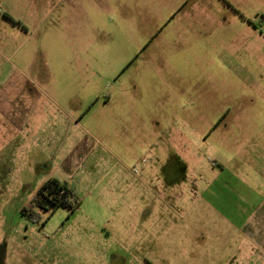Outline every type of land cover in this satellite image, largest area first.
Here are the masks:
<instances>
[{"label":"rangeland","instance_id":"1","mask_svg":"<svg viewBox=\"0 0 264 264\" xmlns=\"http://www.w3.org/2000/svg\"><path fill=\"white\" fill-rule=\"evenodd\" d=\"M5 122L0 264H264V0H0Z\"/></svg>","mask_w":264,"mask_h":264},{"label":"crops","instance_id":"2","mask_svg":"<svg viewBox=\"0 0 264 264\" xmlns=\"http://www.w3.org/2000/svg\"><path fill=\"white\" fill-rule=\"evenodd\" d=\"M5 129L7 131L6 122L1 123L0 124V135L2 133L4 135V138H3L4 140L2 144L5 146H14L15 148L14 150L16 151H17V148L18 149L22 148V146L25 144V140L19 141L18 139V138H21V135H20L21 128L19 126L18 127L11 126L10 128H8L9 129L8 136L5 135L4 133ZM28 141L31 142L30 139H28ZM256 158H261V157L260 155H258L256 156ZM62 183H66L68 187L72 189L67 182H62ZM243 199H244V204H245L244 206H246V207H243L242 209L243 212L245 213V218L242 224L243 225V236L247 243L251 244L252 247H254L255 249H258L264 256V192L260 193V197L256 198L257 199L256 204H254L252 200L248 202L247 196L243 197Z\"/></svg>","mask_w":264,"mask_h":264},{"label":"trees","instance_id":"3","mask_svg":"<svg viewBox=\"0 0 264 264\" xmlns=\"http://www.w3.org/2000/svg\"><path fill=\"white\" fill-rule=\"evenodd\" d=\"M74 192L66 183H62L58 179H50L46 181L32 201V207L23 210L24 216L30 219L39 218V210L49 211L58 208L74 210L77 202L73 199Z\"/></svg>","mask_w":264,"mask_h":264}]
</instances>
